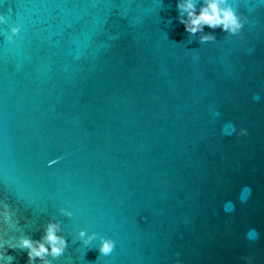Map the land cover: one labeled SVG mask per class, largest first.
<instances>
[{
    "label": "water",
    "instance_id": "95a60500",
    "mask_svg": "<svg viewBox=\"0 0 264 264\" xmlns=\"http://www.w3.org/2000/svg\"><path fill=\"white\" fill-rule=\"evenodd\" d=\"M177 3L0 0V264L49 220L52 264H264V0H229L247 22L204 44Z\"/></svg>",
    "mask_w": 264,
    "mask_h": 264
},
{
    "label": "clouds",
    "instance_id": "9594fccd",
    "mask_svg": "<svg viewBox=\"0 0 264 264\" xmlns=\"http://www.w3.org/2000/svg\"><path fill=\"white\" fill-rule=\"evenodd\" d=\"M177 9V19L179 22L184 25L188 33L192 35L201 33L200 42L202 44L216 40L211 32H204L205 26L213 30L220 28L228 35L236 36L241 32L244 24L247 22V17L238 14L232 4L229 3V0H203L199 11H197V0H178ZM0 23H6L5 16L0 15ZM19 31V27H11L10 32L12 35H6L5 39L12 42L13 36L17 35ZM254 98L258 100L259 96ZM232 131L240 136L248 134L246 128H240L237 132L235 126H232ZM56 162L55 160L51 161L50 166ZM60 211L68 217H71L73 214L66 208H62ZM0 222L8 228L15 227L12 214L6 203L0 208ZM61 232V224L58 221L49 220L39 240H34L30 236L21 235L14 242L8 243V247L27 250L28 264H36L37 260L40 264H52V260L61 257L68 247V241L60 234ZM77 235L80 242L87 247L97 239L98 234L95 232L87 234L86 230L81 229ZM114 248L115 241L103 236L99 237L98 249L101 255H110ZM3 258H6L8 261L13 260L11 256H0V259ZM242 259L245 261V264H251L250 257H243ZM69 260H71V257H69ZM175 264H181V261L177 259Z\"/></svg>",
    "mask_w": 264,
    "mask_h": 264
}]
</instances>
